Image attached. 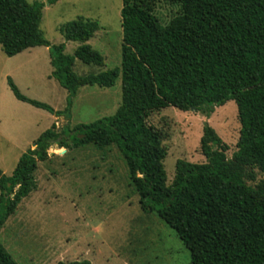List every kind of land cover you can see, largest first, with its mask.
Here are the masks:
<instances>
[{"label": "trees", "instance_id": "trees-1", "mask_svg": "<svg viewBox=\"0 0 264 264\" xmlns=\"http://www.w3.org/2000/svg\"><path fill=\"white\" fill-rule=\"evenodd\" d=\"M61 0H50L54 5ZM181 12L167 26L155 14L158 0H123L122 66L79 76L76 60L103 67L104 57L88 42L100 29L79 17L61 27L67 42L79 43L73 56L66 45L52 46L41 30L43 3L0 0V46L8 57L37 47L50 48L52 77L69 93L64 112L21 94L15 97L56 117L68 116L80 88L109 89L122 78L116 113L89 125H56L22 155L12 176L0 169V231L24 199L37 189L39 162L49 150L93 144L116 146L126 160L131 185L146 214H156L174 230L191 255L190 264H264V181L246 183L248 169L264 174V0H165ZM234 101L241 125L237 151L206 123L200 141L204 164L178 160L168 185V150L162 134L147 124L169 107L195 108L209 117ZM0 264H19L0 241ZM57 264H92L90 261Z\"/></svg>", "mask_w": 264, "mask_h": 264}, {"label": "rangeland", "instance_id": "rangeland-1", "mask_svg": "<svg viewBox=\"0 0 264 264\" xmlns=\"http://www.w3.org/2000/svg\"><path fill=\"white\" fill-rule=\"evenodd\" d=\"M43 3L41 30L54 45H66L73 56L79 43L67 42L60 29L84 17L97 21L99 31L88 44L105 59L103 67L75 61L79 76L99 74L122 66L123 0H27ZM181 12L180 5L158 0L155 14L163 26ZM50 48L37 47L8 57L0 46V169L10 177L22 155L53 124L56 131L89 125L116 113L122 103V78L105 89L85 86L73 98L68 116L56 117L19 101L11 79L22 95L55 111L68 107L69 93L52 77ZM208 123L229 146L228 159L237 151L241 125L238 107L229 101L209 117L198 111L169 107L153 113L147 124L163 136L168 150L165 169L171 185L178 160L204 164L200 141ZM39 162L37 189L19 205L0 231V241L19 264H57L90 261L92 264H190L191 255L177 233L156 214H146L130 181L126 160L116 146L93 144L78 149L49 150ZM246 183L256 187L264 174L248 169Z\"/></svg>", "mask_w": 264, "mask_h": 264}, {"label": "water", "instance_id": "water-1", "mask_svg": "<svg viewBox=\"0 0 264 264\" xmlns=\"http://www.w3.org/2000/svg\"><path fill=\"white\" fill-rule=\"evenodd\" d=\"M191 111L195 112V111H197V110H196L195 108H192Z\"/></svg>", "mask_w": 264, "mask_h": 264}]
</instances>
